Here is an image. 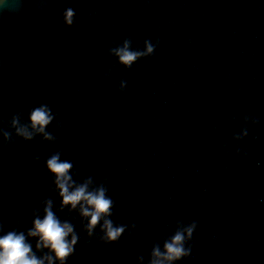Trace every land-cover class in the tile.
I'll use <instances>...</instances> for the list:
<instances>
[{"label": "water", "instance_id": "water-1", "mask_svg": "<svg viewBox=\"0 0 264 264\" xmlns=\"http://www.w3.org/2000/svg\"><path fill=\"white\" fill-rule=\"evenodd\" d=\"M54 155L69 191L112 201L91 232ZM49 202L78 237L66 264H152L178 232L188 254L163 264H264V0H2L0 236L60 264L29 235Z\"/></svg>", "mask_w": 264, "mask_h": 264}, {"label": "clouds", "instance_id": "clouds-1", "mask_svg": "<svg viewBox=\"0 0 264 264\" xmlns=\"http://www.w3.org/2000/svg\"><path fill=\"white\" fill-rule=\"evenodd\" d=\"M64 19L69 26L76 23L73 18L72 9H68L64 13ZM152 51V47L149 46L148 52L151 53ZM137 55V53L129 52L127 48L120 50L121 61L129 65L136 59ZM47 113L48 109L46 107L37 108L32 112L30 118L33 128L43 131L44 126L49 124L51 120V116ZM13 123H18V119H14ZM19 131L30 138L31 134L26 129L21 128ZM47 167L56 177V184L60 189V195L63 197V204H71L73 208L80 204L83 215L90 217L88 223L89 232L95 228L102 216L111 214L109 210L112 206V201L106 198L104 189H100L98 192H88L87 185L85 184L75 188L74 191H69L72 187V177L68 175L72 167L70 163L61 162L59 155H54L47 161ZM82 201L84 204H81ZM85 205L90 206L91 210ZM45 211L46 216L43 220L37 219L35 221L34 230H31L29 235L39 236L40 242L37 244V248L44 247L51 249L55 253V258L60 261V264H66V258L75 250L74 246L77 243L78 237L73 234L71 241H68L67 237L73 233V227L68 223L61 224L51 211V202H49V207ZM103 227L106 229L105 243L118 242L125 231L123 226L113 227L110 220H105ZM194 228L195 225L187 229L189 237H191ZM184 239V234L178 232L173 237L172 242L166 243V254H162L159 249H156L154 256L163 257V259H154L152 264H163L164 260H178L182 256L187 255L188 252L184 249L182 243ZM31 252V245L25 242L23 233L9 232L6 235L0 236V264H44L43 260H38ZM46 259L51 264L53 257L48 256Z\"/></svg>", "mask_w": 264, "mask_h": 264}]
</instances>
